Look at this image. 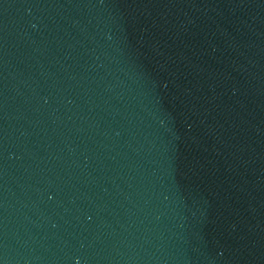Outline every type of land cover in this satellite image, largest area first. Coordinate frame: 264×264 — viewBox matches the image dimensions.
<instances>
[{"label": "water", "instance_id": "1", "mask_svg": "<svg viewBox=\"0 0 264 264\" xmlns=\"http://www.w3.org/2000/svg\"><path fill=\"white\" fill-rule=\"evenodd\" d=\"M0 264H264V0H0Z\"/></svg>", "mask_w": 264, "mask_h": 264}]
</instances>
